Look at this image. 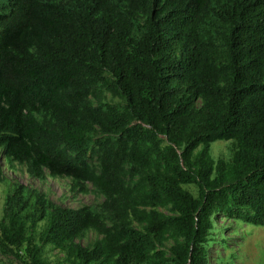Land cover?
Instances as JSON below:
<instances>
[{
    "label": "trees",
    "instance_id": "obj_1",
    "mask_svg": "<svg viewBox=\"0 0 264 264\" xmlns=\"http://www.w3.org/2000/svg\"><path fill=\"white\" fill-rule=\"evenodd\" d=\"M3 162L105 199L59 205ZM0 183V252L21 264L49 245L71 264H208L219 215L264 226V0H0Z\"/></svg>",
    "mask_w": 264,
    "mask_h": 264
},
{
    "label": "rangeland",
    "instance_id": "obj_2",
    "mask_svg": "<svg viewBox=\"0 0 264 264\" xmlns=\"http://www.w3.org/2000/svg\"><path fill=\"white\" fill-rule=\"evenodd\" d=\"M110 76L109 73H107ZM104 100L111 103H120L121 98L114 96L110 91L102 89ZM234 145L232 141L218 140L212 145L211 153L218 160L225 158L230 160L233 155ZM5 166V172L12 181L24 183L32 188L44 192L48 198L59 205L71 208H80L86 205H100L105 197L98 194L89 184V192L81 193L73 191V181L71 178H53L47 174L44 180L36 179L30 176L26 166L17 164L14 169ZM195 195H198L196 185H186ZM12 188V187H11ZM10 188L7 183H0V220L3 216L5 197ZM166 214L168 210L163 209ZM218 228L224 232L229 242L228 245L215 243L209 250L208 264H264V226L247 224L245 222H235L234 220H222L218 216ZM221 237L219 236V239ZM102 236L96 231H88L85 237L80 238L79 242L84 246H93ZM174 241H166L162 249L170 254V248ZM45 257L49 264H71L65 260V254L60 250L47 246ZM0 264H21L17 259L11 256L3 255L0 252Z\"/></svg>",
    "mask_w": 264,
    "mask_h": 264
}]
</instances>
